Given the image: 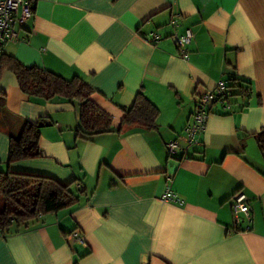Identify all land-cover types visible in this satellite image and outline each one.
<instances>
[{
  "label": "crops",
  "instance_id": "crops-1",
  "mask_svg": "<svg viewBox=\"0 0 264 264\" xmlns=\"http://www.w3.org/2000/svg\"><path fill=\"white\" fill-rule=\"evenodd\" d=\"M30 2L32 18L3 53L82 78L112 131L83 139L72 104L29 97L2 70L0 171L75 180L84 192L33 227L0 231V264H264V157L255 140L264 130V0ZM187 28L183 58L174 36ZM219 80L246 90L215 103L201 145L188 147L183 130L198 95ZM139 92L158 109L155 125L116 131ZM26 121L42 122L41 156L9 163L10 139ZM169 141L186 151L168 156ZM167 188L181 204L161 200ZM236 191L247 198L245 231L233 228Z\"/></svg>",
  "mask_w": 264,
  "mask_h": 264
},
{
  "label": "trees",
  "instance_id": "trees-1",
  "mask_svg": "<svg viewBox=\"0 0 264 264\" xmlns=\"http://www.w3.org/2000/svg\"><path fill=\"white\" fill-rule=\"evenodd\" d=\"M4 69L14 74L19 88L29 97L45 100L62 98L72 104L78 117L76 133L83 139L88 140L95 134L112 131L110 115L93 103L90 98L93 90L82 78L75 76L66 79L37 66H26L14 56L3 53L2 47L0 74ZM226 83L229 88L226 102L246 90L243 84L230 83V80ZM219 103L225 106V101ZM157 115L158 109L139 92L131 106L123 107L121 122L115 130L121 131L123 127L133 126L153 127ZM41 127L42 122L23 123L19 135L10 139L9 163L41 156ZM255 140L264 157V130L255 135ZM74 181L61 183L47 175L0 171V231H10L13 225L15 231L33 227L40 216L77 203L84 190L74 186ZM233 228L235 231L245 230L242 222H234Z\"/></svg>",
  "mask_w": 264,
  "mask_h": 264
},
{
  "label": "built area",
  "instance_id": "built-area-1",
  "mask_svg": "<svg viewBox=\"0 0 264 264\" xmlns=\"http://www.w3.org/2000/svg\"><path fill=\"white\" fill-rule=\"evenodd\" d=\"M33 10L30 0H0V53L1 48L8 41L20 40L18 29L25 25L32 18ZM192 30L187 28L184 33L174 36L176 45L182 51V57L187 58V46L192 40ZM156 38V37H155ZM228 86L225 80H219L215 86L198 95L197 104L191 115L190 121L184 126L186 136V144L190 146H200L201 134L204 132L209 114L215 103L224 102L228 96ZM168 156H173L177 151H186V148L180 149L176 142L169 141L165 144ZM161 200L165 202L182 203V200L176 194L167 188ZM229 205L235 218V222H241L240 216L245 215L249 219V207L247 198L241 191L234 192L229 197ZM245 230L249 229V225L243 226ZM242 230V231H245ZM79 242H83L82 238L74 235Z\"/></svg>",
  "mask_w": 264,
  "mask_h": 264
}]
</instances>
